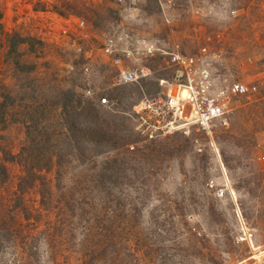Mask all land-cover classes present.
<instances>
[{"label": "rangeland", "instance_id": "rangeland-1", "mask_svg": "<svg viewBox=\"0 0 264 264\" xmlns=\"http://www.w3.org/2000/svg\"><path fill=\"white\" fill-rule=\"evenodd\" d=\"M120 25L163 51L206 46L214 85L253 82L258 91L252 100L233 96L227 123L210 135L146 138L130 106L161 92L157 79L171 70L158 55L140 85L117 84L100 47ZM0 30V64L15 32L25 40L22 59L37 61L35 79L20 71L8 88L45 105L52 138L42 157L52 155V166L26 175L33 149L25 126L17 121L1 135L0 264H264V0H0ZM82 59L88 72H72ZM87 98L107 142L93 139L77 111ZM36 138L34 153L48 144Z\"/></svg>", "mask_w": 264, "mask_h": 264}, {"label": "built area", "instance_id": "built-area-1", "mask_svg": "<svg viewBox=\"0 0 264 264\" xmlns=\"http://www.w3.org/2000/svg\"><path fill=\"white\" fill-rule=\"evenodd\" d=\"M64 23L67 28L62 32L68 34L71 21L65 18ZM84 26L85 21L79 19L77 27L82 29ZM84 37L86 35H80L79 40ZM71 46L85 59L89 58L87 50L82 49L75 38ZM100 53L115 68L117 84H134L149 78L152 70L148 63L158 55L166 58V68L172 69L169 79L157 80L161 92L143 94L131 106L135 129L146 138L176 132L188 134L193 129L210 135L216 122L227 123L226 114L232 109L228 103L233 96L252 100L258 91L257 84L253 82L234 81L225 87L214 85L212 73L204 60L206 46L199 47L196 53L163 51L147 36L131 32L122 25L104 36ZM88 69L85 64L83 72H88ZM101 102H106V99L102 98Z\"/></svg>", "mask_w": 264, "mask_h": 264}, {"label": "trees", "instance_id": "trees-1", "mask_svg": "<svg viewBox=\"0 0 264 264\" xmlns=\"http://www.w3.org/2000/svg\"><path fill=\"white\" fill-rule=\"evenodd\" d=\"M0 34H2L1 30H0ZM5 39L8 42L9 48L6 50L7 53H6L5 58L3 59V62H5V63L9 62V58H10V56H12L10 58V59H12L11 63L15 67V71L17 72V74L21 71V73L23 72L24 74H27L28 77L35 79V77H37V73H38L36 71L37 61L34 60V61H31L29 63L27 60L22 59L23 54L21 53L20 49L18 48L19 43H22L25 40L23 38H21V36L18 32L6 34ZM29 42H30L29 43L30 47H32L33 40L31 39ZM84 64H85V61L83 59H82V61L80 60V62L79 61L74 62L73 69H71V70H73L72 72H75L78 69V71L80 70V74H82V73L85 74L83 72ZM170 70H171V75H172V69H170ZM158 79H160V78H158ZM144 80H146V78L141 79L139 81V83L121 84V85H135V86H137V85H140ZM10 92H12V91H10L7 86L0 83V139L2 138L1 135L3 136L5 134V131L11 129L12 126L14 125V123L17 121L22 123L26 128V134L27 135L25 137V140L26 141L31 140V144H32V146L30 145L29 148L35 150L34 141L36 139H38L36 137L44 136L43 139H46V142H48V144H44V143H41L39 141V145L36 149V152L34 153L33 150H31V152H30L32 155L31 164H29V171L27 172L26 175L30 174L31 171H36V170L40 171L42 169H49V167L52 166V162H51L52 155H50V156L47 155L48 160H43V158H42L44 151L47 152L49 149H52L50 146H48V145H50L49 142L52 139L50 137L51 132L47 131L46 127L44 126L47 124L45 122V117H44L46 112H47L46 110H44L46 108L45 105L40 103L37 106H35L34 105L35 104L34 98L32 99L33 96L30 97V99H32L33 103L26 104L24 102L25 100H23L19 97H14V96L10 95ZM65 94H67V93L65 92ZM64 98H65V102L71 101L70 95H64ZM102 98L106 99L105 97H102ZM102 98H100V100H99L100 103H101ZM84 100H85L84 104L81 105V107L79 106V108H78L79 110H77L78 113H80V110H81L82 115L85 118H87L88 124L90 125V128H91L90 132H91V135L93 136V139L96 141L95 138H97V139H99L100 142L101 141L107 142V140H109L111 137H109V135H106L107 132L102 129L103 123L100 122V120L98 119V116L96 115V112L98 113V111L95 108V105H96L95 101L92 100L91 98H87ZM65 102L62 105H64ZM14 109H16V110H14ZM127 109L129 111L131 109V106H130V109L129 108H126V109L123 108L122 111H124V110L126 111ZM129 112H130L129 113L130 119L132 120L131 110ZM17 117H19V118L17 119ZM72 126H74V123L71 122V127ZM176 133H181V132H176ZM24 147L26 148V146H24ZM23 150H27V149H23ZM26 155L28 156V154H26ZM60 162L61 161L56 160V165L57 166L60 165ZM23 183H19L18 187H19L20 192H22ZM4 221L5 220L1 221L2 223H0L1 225L2 224L4 225L3 227L7 226V222L6 221L4 222ZM24 246H25V244H24ZM23 252H24L23 253L24 255L25 254L28 255V248H24ZM25 261H26V259H25Z\"/></svg>", "mask_w": 264, "mask_h": 264}, {"label": "crops", "instance_id": "crops-1", "mask_svg": "<svg viewBox=\"0 0 264 264\" xmlns=\"http://www.w3.org/2000/svg\"><path fill=\"white\" fill-rule=\"evenodd\" d=\"M24 56V55H23ZM13 74H17L15 71V67L11 62H1L0 64V82H2L3 85L9 87V85H14V82L16 80L12 77ZM14 87H17L14 85Z\"/></svg>", "mask_w": 264, "mask_h": 264}]
</instances>
